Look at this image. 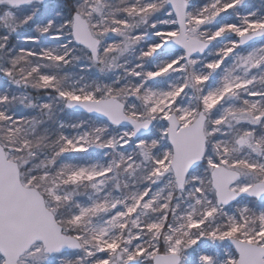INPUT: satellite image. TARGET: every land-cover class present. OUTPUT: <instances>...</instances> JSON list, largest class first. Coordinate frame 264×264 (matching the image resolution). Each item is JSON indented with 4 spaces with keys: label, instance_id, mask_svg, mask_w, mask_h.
<instances>
[{
    "label": "snow or ice",
    "instance_id": "obj_1",
    "mask_svg": "<svg viewBox=\"0 0 264 264\" xmlns=\"http://www.w3.org/2000/svg\"><path fill=\"white\" fill-rule=\"evenodd\" d=\"M0 264H264V0H0Z\"/></svg>",
    "mask_w": 264,
    "mask_h": 264
}]
</instances>
